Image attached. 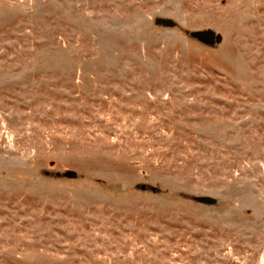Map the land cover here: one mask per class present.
<instances>
[{
	"label": "rangeland",
	"instance_id": "1",
	"mask_svg": "<svg viewBox=\"0 0 264 264\" xmlns=\"http://www.w3.org/2000/svg\"><path fill=\"white\" fill-rule=\"evenodd\" d=\"M0 264H264V0H0Z\"/></svg>",
	"mask_w": 264,
	"mask_h": 264
},
{
	"label": "water",
	"instance_id": "2",
	"mask_svg": "<svg viewBox=\"0 0 264 264\" xmlns=\"http://www.w3.org/2000/svg\"><path fill=\"white\" fill-rule=\"evenodd\" d=\"M157 23L165 25V26H172V22L169 20H163V19H158L156 20ZM196 37L200 40H203L205 42H209L210 40H212L213 38V34L210 32H206V33H197ZM70 176H73V174H71ZM198 201L203 202V203H210L211 199L206 198V197H202V198H198Z\"/></svg>",
	"mask_w": 264,
	"mask_h": 264
}]
</instances>
